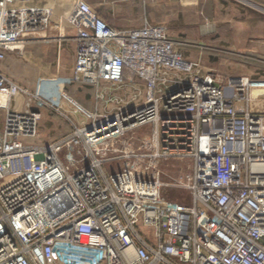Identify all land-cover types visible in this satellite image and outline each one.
I'll list each match as a JSON object with an SVG mask.
<instances>
[{
	"label": "built area",
	"instance_id": "2783aa9c",
	"mask_svg": "<svg viewBox=\"0 0 264 264\" xmlns=\"http://www.w3.org/2000/svg\"><path fill=\"white\" fill-rule=\"evenodd\" d=\"M69 31L70 75L33 59L29 90L3 74L8 54ZM180 47L163 25L112 27L88 0H0V264H264V111L251 108L264 78L203 74ZM44 109L72 131L38 144Z\"/></svg>",
	"mask_w": 264,
	"mask_h": 264
},
{
	"label": "crops",
	"instance_id": "0c3cea01",
	"mask_svg": "<svg viewBox=\"0 0 264 264\" xmlns=\"http://www.w3.org/2000/svg\"><path fill=\"white\" fill-rule=\"evenodd\" d=\"M88 1L100 12V15H102L104 19L107 17L105 13H102L96 7L95 0ZM140 1L141 0H116L117 3L125 4L122 6L121 13L127 15L131 19H135V15L139 16L140 13L139 11L136 13L135 7L140 4ZM225 1L226 4L221 3L219 0H203V3H209L207 5L213 3V6L212 10L208 9V6L207 9L202 12H200L201 6L199 0H150L148 7L140 8L143 16L147 17L152 23L164 20L170 28L169 33L172 39L181 43L180 49L184 57L187 60L198 63L201 67V73L217 76L216 73L205 70L201 60H192L193 56H186L183 50L186 48L202 50L206 47L207 42L213 40L214 43L218 44L217 47L215 46V49H225L240 53L247 52L252 56L257 58L262 57V59H264V0ZM189 7L197 13V16L194 17L195 20L191 22L195 23L196 29L187 33V40H184V38L180 36L185 33V30L182 28L186 25L185 10ZM202 8H205V4L204 6L202 5ZM160 11H165L164 19H161L158 14ZM199 13L204 16V22H202L201 17L198 16ZM139 26L141 27L142 24ZM139 26L129 27L124 25L127 29L137 28ZM71 35L73 36L74 34ZM25 53L32 56L35 61H41L52 65V70L55 73L70 75L75 65L76 43L74 40H70L66 43H50L45 41L31 42L26 45ZM23 59L22 56L8 54L6 61L2 64V72L20 86L31 90L36 85L40 70L38 67L33 66L34 63L25 64ZM14 67L18 68L20 71L23 70L24 73L28 75L25 77L14 75L11 71ZM261 72V74L264 75V67L261 69ZM242 74L253 76V73ZM257 75H260V73ZM86 87L87 86L76 84L68 88L67 91L76 102L88 109L87 94L91 91L86 90ZM22 103L23 99L20 100L19 98L17 104L20 110L22 109ZM253 104H257L259 108H254ZM251 108L256 112L263 111L264 103L254 102ZM43 111L44 110H41L42 115ZM2 112L4 113L5 119V112ZM4 119L0 122V133L3 130ZM52 141L55 140L41 138L37 143L42 144Z\"/></svg>",
	"mask_w": 264,
	"mask_h": 264
},
{
	"label": "rangeland",
	"instance_id": "374dc122",
	"mask_svg": "<svg viewBox=\"0 0 264 264\" xmlns=\"http://www.w3.org/2000/svg\"><path fill=\"white\" fill-rule=\"evenodd\" d=\"M219 1L221 3L226 4L225 0H219ZM229 1H231V0H229ZM149 2H150V0H141L139 2L140 4L135 7V11H136V13H138V11H139L140 14H139V16L135 15V19L134 18L131 19L127 15L121 13L122 6L125 4L117 3L116 0H95V3H96L95 5H97L96 7L102 13H105L107 15V17H105V20L112 27L119 28V29H127L124 27V25L131 27V26H139L141 24L143 25L145 21L152 23L147 17L143 16L142 10H141L142 7H145V8L148 7ZM232 2H234V1H232ZM199 3L201 6L200 12L207 9L208 6H209L208 9L212 10L213 3H211V5H207L209 3H205V2L203 3V0H199ZM204 4H205V8H202V5L204 6ZM185 11H186L185 12L186 13L185 14L186 25H185V27L182 28L185 30V33H184V35H182L180 37L184 38V40H187L186 39L187 33H190L192 30L196 29V25H194L195 23H191V22H193V20H195L194 17L197 16V13H195V11L192 10V8L190 9V7L187 8ZM158 14L160 15L161 19H164L165 11H162V12L160 11V13H158ZM200 14L201 13H199L198 16H200L202 22H204V16L200 15ZM152 24L163 25V26H166L167 28H169V26L164 22V20L158 21L157 23H152ZM139 27H137V28H139ZM71 34H73V33L71 31H69L68 35L71 37L70 40H73L74 35L72 36ZM50 43H58V42L54 41V42H50ZM63 43H66V42H63ZM217 45L218 44L214 43L212 40L210 42H207L206 47H204L202 50H196V48H186L183 50V52L185 53L186 56H188V55L193 56L192 60L193 59L194 60H201L202 64H203V68L205 70L214 72L217 74V76H220L221 78H224L225 80H228L229 78H232V77H240V76H248V77L253 78V79H258V78L264 77V75L261 74L262 73L261 69L264 67V59H262V57L257 58V57L252 56L251 54H249L247 52H241L240 53V52L225 50V49L224 50L215 49V46L217 47ZM24 53H25V51H24ZM23 60H24L23 62L25 64H29V63L33 64V57L28 55V54H27V58H24ZM33 66H36V65L33 64ZM237 70H239V71H237ZM11 71L13 72L14 75H16V76L19 75L20 77H25L28 75V74H25L23 70L20 71L16 67L12 68ZM242 73H249V74L253 73V76L252 75H243ZM259 73H260V75H257ZM33 89H31V90H33ZM85 89L91 91L90 93L87 94L88 95L87 102L89 104L88 109L90 111H94L96 109V106H97V103L95 101V94H94L95 90L93 88H89V87L85 88ZM85 89H83V90H85ZM129 91H130L129 88H122V90H121V92L125 93V94ZM21 99L22 98H20V100ZM23 103H24V100H23ZM259 103H264V99L259 101ZM253 106H254V108H259V106H257V104H253ZM101 107H103V106H101ZM63 108L65 111L66 107L64 106ZM69 108L73 111V113H69L71 116H73L79 122L84 121V118L82 117V115L79 112H77V110L75 108H72L70 105H69ZM112 108L114 109L115 107L113 106ZM3 119H4V113L2 112V110H0V122H2ZM71 131H72L71 123L67 120V118L65 116H63V115H61L55 111H52L50 109H44L43 119L40 123L39 137L36 141L41 140V138L47 139V140H56L58 138H61L64 135L70 133ZM140 133H144V130H142ZM40 136H41V138H40ZM172 165H173V163H171L169 165V167H172ZM175 165H176L175 168H173V169L170 168V169H168V171L172 172L173 174H176V173L180 172V168L182 166L186 167L188 165V163L179 162V163H175ZM183 196H188V194L186 192H178V193L172 194L170 197L173 198V197H183Z\"/></svg>",
	"mask_w": 264,
	"mask_h": 264
},
{
	"label": "bare ground",
	"instance_id": "6f19581e",
	"mask_svg": "<svg viewBox=\"0 0 264 264\" xmlns=\"http://www.w3.org/2000/svg\"><path fill=\"white\" fill-rule=\"evenodd\" d=\"M259 94L257 92H255L253 94V98L255 99ZM59 103V105H62V106H65L66 107V110L68 111V113H73V111L69 108V105L66 104L65 102H62L60 100L57 101ZM68 105V106H67Z\"/></svg>",
	"mask_w": 264,
	"mask_h": 264
},
{
	"label": "trees",
	"instance_id": "16d2710c",
	"mask_svg": "<svg viewBox=\"0 0 264 264\" xmlns=\"http://www.w3.org/2000/svg\"><path fill=\"white\" fill-rule=\"evenodd\" d=\"M82 86H83V85H82ZM86 88H88V86H87ZM89 88H92V87H89Z\"/></svg>",
	"mask_w": 264,
	"mask_h": 264
}]
</instances>
